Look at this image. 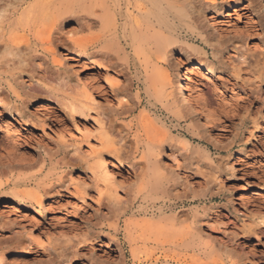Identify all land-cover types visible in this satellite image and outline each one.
Wrapping results in <instances>:
<instances>
[{
  "label": "rangeland",
  "instance_id": "374dc122",
  "mask_svg": "<svg viewBox=\"0 0 264 264\" xmlns=\"http://www.w3.org/2000/svg\"><path fill=\"white\" fill-rule=\"evenodd\" d=\"M70 1L26 0L19 13L33 4L40 10L14 32L17 50L7 67L0 50V132L3 120L16 125L11 139L0 135V264H264V75L260 80L245 66L264 57V0L205 12V25L229 41L224 66H202L203 59L175 51L174 66L157 67L173 82L181 77L176 66L182 68L205 124L185 105L188 118L177 123L148 105L144 66L130 49L129 76L115 59L105 69L96 49L81 50L99 33L81 19L89 16V2H118L122 37L124 0H78L67 9ZM130 81L133 109L116 120L124 94L113 98L110 89ZM71 101L98 107L71 117L64 108ZM97 111L129 149L120 161L104 155V171L89 168L97 162ZM158 145L162 172L154 173ZM158 178L168 179L164 193L152 191ZM11 190L38 196L41 204L2 195ZM116 198L126 200L124 213L115 212Z\"/></svg>",
  "mask_w": 264,
  "mask_h": 264
},
{
  "label": "bare ground",
  "instance_id": "6f19581e",
  "mask_svg": "<svg viewBox=\"0 0 264 264\" xmlns=\"http://www.w3.org/2000/svg\"><path fill=\"white\" fill-rule=\"evenodd\" d=\"M25 1L26 0H0V50H2L1 59L3 60V64L6 67L9 63V55H11L13 52L12 50H17L14 47L15 44L13 45V43H16L17 41L15 42L12 40L14 32L30 17L33 19V16H35L34 13H38L40 10L37 4H33V6L30 5L31 7L23 9L19 13V8L22 7ZM78 3V0H71L66 8L68 9L74 4L78 5ZM89 3V8L86 11L89 16L83 17L81 19L85 20L84 24L88 30H93L98 27L99 33L91 37L88 45H80L81 50L84 53H87L89 50L92 51L93 49H96L95 53L97 56H99V61H97L98 64H96L105 69H108V65L111 64V59H115L116 63L114 66L119 68L120 73H123L125 76H129L131 74L130 60L128 59L127 55L124 54V52L127 49H130L133 52V55L137 57L139 62L141 60L140 63H142L144 66L142 77L144 79V84L146 85L145 95L147 98V104L154 107L155 109L159 108L164 112V114H167L168 120L171 118L173 121H176V123L183 122L188 118V116L182 110V106L185 105L187 110H192L193 112L191 111V113L199 116V119L203 122V124H205V115L203 113L204 117L202 116L201 110L195 104V98L190 94L189 89L187 88V81H189V77L182 71V68L180 66H176L175 71H178L181 77L179 80H176L177 78L175 79V75L173 82V79H170V76L167 73H161L159 71L157 72V67L164 66L166 70L169 68V66L171 67V62H173L171 60L175 51H182L187 59H195L198 62H201L203 59L202 66H209L213 63H217L221 67L224 66L221 61V56L228 48L229 41L224 39V37L217 38L214 32L205 25L204 15L207 10L220 12L224 9H229L234 3L239 4L240 1L124 0V5L127 12L124 18L122 37L119 36L117 27L118 18H116V16L117 10L119 8L118 2L98 1L94 4H91V2ZM97 8L100 9L99 16H97ZM261 14L262 13H260V15ZM62 15L65 14L62 13L58 15L57 19L62 17ZM27 23L28 21L26 24ZM259 23L261 26H264L263 17L260 18ZM57 25L54 24L52 27L57 28ZM52 32L47 33L49 34V37L51 36ZM189 42H191V44H189ZM140 56H142V59L139 58ZM254 62L255 64L252 63V67V64L249 62L245 66L247 69H249V72H253V76L257 75V78L262 80L264 75V57L261 59L259 58L257 61L254 60ZM20 63L23 64L22 66L25 64L23 61ZM242 63L244 62L241 61V64ZM195 69H197V71L199 70V68ZM239 71H241V69L234 71L237 72V76L238 73H241ZM204 77L207 79L206 76ZM137 80L139 81L140 78H137ZM96 83H99V80L97 78H93V84ZM131 86L132 82L130 81V83L125 87L115 84L110 89V93L113 94V98H116L118 91L123 90L124 94V96L116 103L115 113L116 115L120 116L116 117V120L122 119L123 114L126 112H131L133 109V106L129 100V97H131V94H129V88ZM84 94L87 96L89 95L88 98H86L87 101L85 102L88 103L89 101L90 103V95L92 94L90 89L85 88ZM135 97L137 100V107H140L142 104L140 93L138 92ZM96 107L98 106H93L86 103L84 104L79 101H71V103L64 105L65 110L69 111L71 117H73V115L88 116L89 112L94 111ZM22 113L24 114V111ZM108 113L110 112L103 111L102 114L107 115ZM96 121L99 123L97 132L98 137L96 139L99 146L97 145V149L93 151L94 158L97 159V162L94 164V167H89L90 171H94L95 167L100 171L103 170V167L105 166L101 158L104 155L114 157L120 161V159H126L129 154V149H126L123 144H121V141L123 140L122 137L114 138L112 136L113 124L110 119L104 120L101 117L100 112L98 113L97 111ZM1 126L4 127L5 130L4 132H0V135L3 134L2 136H5L7 139H11L12 135L14 134V129H16L14 122H11L10 120H3ZM131 128L132 127H129V130ZM160 150L161 146L158 145L157 151L153 157V165H151L152 172L154 173L162 172L157 159L160 155ZM59 163H61L63 166L66 164L63 159H60ZM103 176L106 178L105 173H103ZM167 180L162 181L159 178L156 179L152 187V191L154 193H164L166 191ZM113 186V192L117 194V188L115 185ZM2 188L3 187L0 188V193L2 192ZM258 194L259 193L256 192L253 193L252 196H258ZM2 195L24 201L31 200L36 204H41L40 197L28 195L17 190H11L10 192L2 193ZM117 198L115 199L114 205L115 212L118 214L124 213L127 209V202L126 200L120 201ZM9 209H12V207ZM58 248L61 249L60 247Z\"/></svg>",
  "mask_w": 264,
  "mask_h": 264
}]
</instances>
